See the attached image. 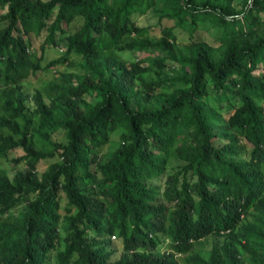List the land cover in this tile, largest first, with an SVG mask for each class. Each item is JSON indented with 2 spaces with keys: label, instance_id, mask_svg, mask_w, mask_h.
I'll use <instances>...</instances> for the list:
<instances>
[{
  "label": "trees",
  "instance_id": "obj_1",
  "mask_svg": "<svg viewBox=\"0 0 264 264\" xmlns=\"http://www.w3.org/2000/svg\"><path fill=\"white\" fill-rule=\"evenodd\" d=\"M148 14L173 25L153 35ZM0 17V159L27 163L0 167V264H264V0H0Z\"/></svg>",
  "mask_w": 264,
  "mask_h": 264
},
{
  "label": "rangeland",
  "instance_id": "obj_2",
  "mask_svg": "<svg viewBox=\"0 0 264 264\" xmlns=\"http://www.w3.org/2000/svg\"><path fill=\"white\" fill-rule=\"evenodd\" d=\"M46 1V0H44ZM5 13V12H4ZM138 23L141 26H151L152 27V34L156 35L158 37L161 36V29L162 26L166 25V26H172L173 23L167 20H164L162 22L161 25H158V21L157 19L153 18L151 15H146V16H142L138 19ZM82 24L81 20L76 21L70 28L71 32H75L77 30V28ZM7 25V23L5 21H3L2 17H0V28H3ZM175 33L178 37V43H188L190 41V36L187 32L182 31L181 29L177 28L175 29ZM32 47H31V53L32 54H36L38 57L41 56L42 54V50H41V46L45 40V34L41 35V36H37L36 34H32ZM197 38L201 39V40H205L208 43H210L211 45L214 46H218L220 45V33L218 30L216 29H203L202 31H200L197 34ZM62 47L59 48H55V47H48L46 49V55H45V60H44V64H47L49 61L54 60L59 58L62 55ZM64 49V48H63ZM145 55H143L142 57H144ZM56 72V71H55ZM52 77V75L50 73L47 72H39L37 74V76H33L32 77V85L33 87H40L42 85L43 82L50 80ZM232 113V112H231ZM226 114L227 117H229V115L231 114ZM59 138H63L62 134H60ZM116 140H119V137L116 138ZM110 151V147L109 146H105L103 148V153H106ZM22 155L21 152H18L16 154H11L10 155V159L4 160V159H0V167L3 168L4 170H6L9 175L11 177L14 176L16 171H21V170H25L26 169V162H21V163H17L15 162V159L17 156ZM55 159L53 160H46V161H42L41 163H39L38 165V170L40 173L44 172L48 165L52 162H54ZM57 160V159H56ZM66 199L64 198L62 201V205L65 206L66 204ZM113 241L115 242V245L118 247V249H120L121 244H118V239H114ZM206 250H210V245L205 246Z\"/></svg>",
  "mask_w": 264,
  "mask_h": 264
}]
</instances>
